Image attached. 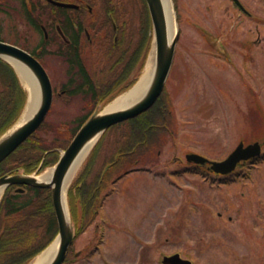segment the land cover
<instances>
[{
    "label": "rangeland",
    "instance_id": "obj_1",
    "mask_svg": "<svg viewBox=\"0 0 264 264\" xmlns=\"http://www.w3.org/2000/svg\"><path fill=\"white\" fill-rule=\"evenodd\" d=\"M121 1L137 29L148 21L143 0ZM173 2L182 34L166 83L168 129L137 170L116 182L67 264H162L175 253L194 264H264V160L226 178L184 162L189 152L221 161L242 141L264 138V0H241L252 17L231 0ZM0 37L29 46L41 39L22 0H0ZM47 68L59 89L65 67L50 59ZM54 100L40 134L60 147L98 108L82 96ZM123 132L107 134L100 162Z\"/></svg>",
    "mask_w": 264,
    "mask_h": 264
},
{
    "label": "trees",
    "instance_id": "obj_2",
    "mask_svg": "<svg viewBox=\"0 0 264 264\" xmlns=\"http://www.w3.org/2000/svg\"><path fill=\"white\" fill-rule=\"evenodd\" d=\"M145 9L147 10V6ZM148 13L149 10L147 15ZM146 20L148 21L142 20L139 29L141 36H143L139 48L142 64L132 78L123 84L122 88L110 92L105 88L98 90L95 86L90 85L89 90H87L84 85L92 82V80H88L79 88H73L71 84L65 85L64 88H69L68 96L72 98L91 95L90 98H93V103H90L96 107L109 103L116 95L130 89L141 75L152 43L149 16ZM26 100L27 91L23 89L15 69L7 61L0 59V137L16 125L26 106ZM171 115L170 100L165 94L157 100L153 108L143 115L121 125L113 126L112 130L124 127L123 135H120L118 139L114 138L113 158L121 155L124 160L136 161L140 160L146 152L155 150L153 148L159 142L160 135L168 129ZM86 121V119L82 121L76 130L70 129L69 138H66L63 141L64 145L60 146L62 149H67L71 145V141ZM47 126L48 123L45 122L34 135L30 136L17 151L0 165V176L7 175V173L40 172L58 162L60 153L57 149L60 147H51L50 143H47V140L43 139L40 134V131ZM105 143V137H102L94 148L92 159L84 169V181L79 180L74 183L69 192L72 217L77 228V234L84 233L95 218L96 201L100 198L99 194H95L99 190L98 183L102 174L96 175L91 183L87 178L91 175L89 166H93L95 157L100 154L99 151L106 149L107 143ZM259 160H264V156ZM27 190L26 194H22L21 192L16 193L14 187H9L0 204V264H30L36 256L53 243L59 233L51 190L33 187L27 188ZM74 192L78 196H82L81 220L77 217L78 210L73 202Z\"/></svg>",
    "mask_w": 264,
    "mask_h": 264
},
{
    "label": "water",
    "instance_id": "obj_3",
    "mask_svg": "<svg viewBox=\"0 0 264 264\" xmlns=\"http://www.w3.org/2000/svg\"><path fill=\"white\" fill-rule=\"evenodd\" d=\"M146 1L148 4V9H150L151 20H153V41L157 56L153 78L149 86L143 91V94H141L140 97L134 101L133 104H131V106L129 105L118 111L105 112L107 109L106 107L111 105L122 95L131 92L138 86L140 81L145 76L146 69L142 77L138 80L135 86L132 87V89L122 93V95L117 96V98L111 100V102L106 106H99L98 109L91 115L88 121L79 130V133L72 140L69 148L63 152L60 161L53 168V178L51 182L38 179V177L34 175L27 176L22 174H7L3 177H0V187H4L6 189L11 185H25L28 187L32 186L35 188L52 189L53 205L56 210V218H58L60 232L56 238V241L59 240L58 252L50 264H64L69 253V248L75 240V228L70 215L68 196L65 190V184L68 181L70 176L69 174L74 166V162L82 154V151L87 148V146H89L93 141H96L92 146L93 148L96 143L100 141L102 135L114 125L132 120L151 109L165 90V83L174 64L173 61L176 54L175 50L181 36V30L177 15L175 17L176 8L174 6V2L172 3V8L174 9V19H176L177 32L173 38H170L171 30L169 27V20L167 19L166 9L164 8V1ZM235 1L239 3L238 0ZM0 59L6 60L14 69L15 67L10 63L9 60L14 59L23 66L25 65V67L31 70L41 90V103L37 108L35 115L31 119L27 120V123L22 125L20 124L22 118H20L16 122V125L8 129L6 133L0 137L1 164L7 159V157L10 156V154L15 152L21 145H23V143L26 142L30 136L35 134L38 128L44 123L54 102V89L47 70L42 66L37 58L33 57L25 49L19 48L13 44L11 45L4 41H0ZM262 149L263 144L260 142H254L253 144L249 145H245L242 142L232 152V154L229 155L230 157L221 162L209 161L207 158L193 153L189 154L187 158L188 161L199 165L209 163L211 166L210 168H212L214 172L221 175H228L232 174L238 168V165L243 161H250L253 160V158L260 157L262 154ZM162 263L193 264L191 260L182 257V255L179 253L173 254L172 256H166Z\"/></svg>",
    "mask_w": 264,
    "mask_h": 264
},
{
    "label": "flooded vegetation",
    "instance_id": "obj_4",
    "mask_svg": "<svg viewBox=\"0 0 264 264\" xmlns=\"http://www.w3.org/2000/svg\"><path fill=\"white\" fill-rule=\"evenodd\" d=\"M231 1L244 16L252 17L249 7L246 8L241 0H238L240 4L235 0ZM22 4L26 22L41 39L33 46H29L26 40L21 44L18 41L12 44L37 58L47 69L50 78L47 68L50 59H56L65 67L59 89L51 79L55 96L67 99L66 103L71 102L73 97L68 96L69 88H64L65 85L71 84L73 88H79L84 82L92 80L84 85L87 90L93 85L98 90L105 88L111 92L122 87L140 68L142 63L139 48L143 36L139 31L140 26L137 29L127 18L131 10L128 12L125 9L124 1L22 0ZM0 38L4 40L3 37ZM90 96H85L89 105L90 102L93 103ZM113 169L111 165L110 170L102 172L99 190L95 195L99 194L101 198L107 196V188L115 182L112 179L115 174ZM15 188L16 193L28 192L27 187ZM73 194L75 203L77 198L75 192Z\"/></svg>",
    "mask_w": 264,
    "mask_h": 264
},
{
    "label": "bare ground",
    "instance_id": "obj_5",
    "mask_svg": "<svg viewBox=\"0 0 264 264\" xmlns=\"http://www.w3.org/2000/svg\"><path fill=\"white\" fill-rule=\"evenodd\" d=\"M164 1V8L166 9L167 13V19L169 20V27L171 30L170 38H173V36L176 34V19H174V9L172 8V0H163ZM156 48L154 47L152 49V54L148 60V66L145 71V76L140 81L138 86L133 89L131 92L126 93L122 95L119 99H117L115 102H113L111 105L106 107L107 109L105 112H112V111H118L122 110L123 108L127 106H131L134 101H136L141 94H143V91L149 86L152 78H153V72L156 66ZM10 63L15 67V69L18 72L19 78L22 81V84L24 88H26L29 91V99H28V105L26 107V110L24 111V115L20 121V124L27 123V120L31 119L35 113L37 112V108L39 107L41 103V90L39 88V84L37 80L34 78L32 72L30 69L23 66L21 63H19L16 60H9ZM96 141H93L85 150L82 151V154L77 158V160L74 162V166L70 172V176L68 178V181L66 182L65 190L67 192V189L70 187V184L72 183V180L76 176V173L82 166V162L87 157V155L90 153L89 151L92 149V146L95 144ZM53 178V169H51L47 174H43L38 179L46 180L48 182H51ZM5 191L4 187H0V201L1 197L3 196ZM59 248V240L56 241L50 248H48L41 256L36 258L33 262V264H50L58 252Z\"/></svg>",
    "mask_w": 264,
    "mask_h": 264
}]
</instances>
